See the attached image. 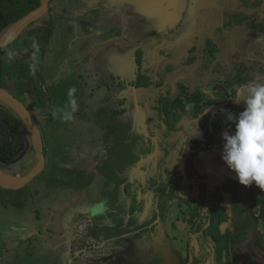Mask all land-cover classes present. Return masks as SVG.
<instances>
[{
  "label": "rangeland",
  "instance_id": "1",
  "mask_svg": "<svg viewBox=\"0 0 264 264\" xmlns=\"http://www.w3.org/2000/svg\"><path fill=\"white\" fill-rule=\"evenodd\" d=\"M9 4L11 6L12 3ZM242 4V0H232L228 8L238 10ZM7 8L4 11L6 14L14 6ZM244 10L256 12L259 20L264 23V9L259 12L250 8ZM43 17L0 54L3 64L17 60L26 64L30 68L29 74L34 76L33 85L38 92L35 95L31 94V79L2 76L0 80L6 90L18 95L33 112L34 108L37 115L43 117L41 130L47 157L45 171L29 187L17 191L1 188L3 195L15 198L14 201L18 202L15 206L18 212L10 210L0 221V247L5 246L2 256H6L13 247L11 237L17 242V249L23 256L20 264H155L157 260L160 264H189L198 253L207 257L206 264H214L213 248L199 237L197 224L188 221L191 217L189 212L201 197V181L185 178L175 182L179 179L180 170L186 171L182 163L189 157V136L186 133L181 135L178 131L174 133L175 140L172 141L155 106H158L159 98L163 95L195 109L199 97L203 100L201 104H206L216 94L226 93L225 86L233 67L228 59L219 57L220 42L223 39L218 29L223 28L226 32H232V29L224 28L222 21L214 20L213 26L206 30L214 43H220L214 52H209V46L204 42L206 49L201 46L192 53L195 40L188 41L185 38L184 43L189 48L179 52L180 57L176 60L162 58V64L157 67L152 63L143 64L142 68H136L135 76L128 85L120 77H114L120 83L110 81L104 86L100 94L103 99L99 100L98 88L90 83V88L94 89L84 90L79 97L64 101L61 97L55 100L51 98L41 77L40 68L47 39L44 29L51 26L48 17ZM259 20L253 17L251 22L255 23V28ZM199 35L204 37L202 32ZM255 42L258 43L257 47L247 55L253 60L264 62V31H259ZM195 54L201 57L193 64L187 63ZM207 55L209 59H205ZM146 59L143 56V63ZM205 63L214 68L216 80L197 94L191 86L200 75V66ZM139 73L141 80H150L149 86L137 87ZM258 83L254 80L252 84ZM239 104L243 107L242 103ZM122 110H131L134 120L130 121ZM211 110L212 107L207 112ZM226 113L235 115L239 111H211L209 124L216 136H222V132L231 123ZM121 125L125 126L123 131L112 133ZM191 129L192 136L202 134L197 127L191 126L187 130ZM155 131L160 134V139L151 145L150 150L144 151L139 146L134 149L136 154L143 155L139 161L138 158L127 162L122 157L121 163H117V148L113 145L116 138L120 135L130 138L132 132L150 136ZM14 142L15 145L22 144L23 151L28 146L27 139L21 135L15 137ZM146 153L150 155L146 157ZM221 153L222 146L192 157L198 175L202 182L207 183L208 190L235 178V174L228 168L216 170L211 164L212 156L218 154L221 158ZM20 157L22 159L18 165L13 163L8 166L10 172L16 173L13 174L15 177L25 176L37 163L31 147ZM58 164L61 168L81 169L82 172L72 173L70 179L67 176L63 181H54L50 177ZM83 182L89 183L83 186ZM191 184L194 185L193 189H190ZM163 185L173 189V192L159 207ZM253 189L254 186H244L242 189L241 200L246 207L248 194ZM261 194L264 195V191ZM231 199L228 196L226 200L229 209H232ZM259 209H252L254 217L259 214ZM5 219L9 225L5 224ZM228 226L235 228L233 223ZM254 227L250 231L251 244L244 245L246 253H249L250 246L254 252L257 248L263 252L260 244L264 231L257 223ZM238 256L243 263H248L245 255L238 253Z\"/></svg>",
  "mask_w": 264,
  "mask_h": 264
},
{
  "label": "crops",
  "instance_id": "2",
  "mask_svg": "<svg viewBox=\"0 0 264 264\" xmlns=\"http://www.w3.org/2000/svg\"><path fill=\"white\" fill-rule=\"evenodd\" d=\"M33 1L30 0V4ZM231 2L49 0V10L43 16L48 17L52 33L44 45L45 53L40 68L42 80L53 100L57 97L64 101L73 100L74 96H80V92L94 89L90 88V83L98 88L97 97L101 100L100 94L110 81L118 84L120 80L116 78L120 77L128 85L133 79L136 68H139L136 61L138 49H145L143 51L147 53L143 64L152 63L157 67L162 64V58L176 60L180 57L179 52L189 48L184 43L185 38L188 41L195 40V48L196 42L200 43L199 33L207 34L206 30L213 26L212 21L218 20L224 24L226 7ZM16 5L18 7L19 3ZM27 7L21 4L18 10ZM43 16L37 22L44 19ZM181 22L184 25L180 30L178 27ZM143 43L147 45L144 48ZM3 201H0V221L10 210L18 212L15 207L18 202L13 203L14 200L9 196ZM4 221L9 225L7 219ZM257 225L264 231L259 215ZM11 240L13 247H10L6 256L0 253V264L21 263L23 256L17 249V242Z\"/></svg>",
  "mask_w": 264,
  "mask_h": 264
},
{
  "label": "flooded vegetation",
  "instance_id": "3",
  "mask_svg": "<svg viewBox=\"0 0 264 264\" xmlns=\"http://www.w3.org/2000/svg\"><path fill=\"white\" fill-rule=\"evenodd\" d=\"M242 1H243L244 4L240 5L238 7V10H236V9L234 10L233 8H228V6L226 7V11H225V14H224V20H223L224 21V28H231L232 29V32H226V31H224L223 28H219L218 29V31L222 32V35L221 36H222V39H223L222 41L223 42H220L221 44L220 43H217V44L214 43L213 38L209 37L207 34H204L203 35L204 37H201V36L198 37L199 40H200V43H197L196 42V47L195 48H192V50H191V52L194 53L201 46H203V43L204 42H207V46H209L208 51L212 53V52H214V49L219 48V44H220L221 45V48H220L219 57L221 59H223V60L224 59H228L229 62L231 63V66L233 67L232 75L229 78V80L232 79L236 74H238L240 72H244L245 73L251 67V65L253 64V63L251 64V62H254L255 64L258 63L257 66H259L260 64H264V62L262 60H253V59L249 58L248 55H247L250 51L254 50L257 47L258 43L255 42V39L258 38L259 31H264V23H263L262 20L261 21L259 20L260 18L257 16V13L256 12L249 13L246 10H244V8H250V9L258 10V12H259V10L263 11V9H264V0H242ZM7 2H8V0H2L0 2V13L6 14V12H4V11L8 10V8H7L8 6L10 8H11V6L12 7L14 6V8H11L9 10V13L12 12L13 10L14 11H17V12L22 11V9L21 10H18L20 8V5L22 4V2H25L26 7L28 6L26 8L28 10V12L31 11V10H33V9H35L36 7H38L40 5L39 4L38 6H36V7L33 8V6L35 5L36 0H34L33 3H31V4H30V0H10L9 3H12L11 6ZM17 2L19 3L18 7L16 5ZM28 4H30V5H28ZM240 8L242 10H239ZM255 16L259 20L258 21L259 25L257 26V28H255V23L254 22H251L252 19H253V17H255ZM35 23H38V22H35ZM183 25H184L183 22H181L180 23V26L178 27V29L181 30V28H183ZM32 26H33V24L30 25L25 31L31 30V27ZM206 33H207V31H206ZM247 40L252 41V42L250 44H246ZM146 46H147L146 43H143L142 44V48H144ZM203 48L206 49L204 46H203ZM143 50H145V49H143ZM143 50L142 49H138L137 50V53H136V55L138 56V51H141V53H142V63H143V56L147 54ZM1 51L3 52V49L0 50V54L2 53ZM137 56H136V61H137ZM199 57H201L200 54L199 55H196L195 54L194 56H192V58L187 63L193 64L194 62H196V59H198ZM209 58H210L209 55H207L205 57V59H209ZM14 61H16V60H13L12 63H14ZM20 64H22V63H20ZM5 65H10V64H5ZM23 65L26 66V64H23ZM142 66H143V64H142ZM199 72H200V75L198 76V78L195 80V82L191 86L193 89L196 90V93L197 94L198 93H201L206 87L210 86V84L213 81L216 80L214 68H210L206 63L203 64L202 66H200ZM1 75L2 76L9 77L7 74H0V76ZM139 75H141V74L139 73L138 76ZM9 78L10 79H16V78H11V77H9ZM229 80H228L227 84L229 83ZM254 80H257L259 82L258 84H264V81H262L259 77L254 78V79L252 78V80L250 82L246 81V83L245 82H242L240 85H237L236 88H235L236 89L235 90V95H236V93L238 92V90L240 88L247 89V87L253 85L252 83H253ZM227 84L225 86L226 90H227ZM0 86L3 87V88L5 87L4 86V83L1 80H0ZM223 94H225V93L220 92V93L216 94V96L214 97V99H216L215 100L216 103L208 104V101H207V103L205 104L206 105L205 106L206 108H205L204 112L199 116V118H197V119L196 118H193L188 123H186V121H184L185 120L184 119L183 121H180V124H177L173 128L172 127L171 128L168 127L167 122L165 121V118H166L165 115H160V113L158 111V115L162 119V122L165 123L166 131L168 130V133H170V136L169 137H170V139L172 141L175 140L174 133L175 132H178V131L181 132V135H182V133H186L189 136V143L191 145V148L188 151V156L189 157L182 163V166H184V169L186 171H181L182 170L181 169L180 172L178 173L179 179H177L175 182L177 183V182L183 181L185 178H187V180H190V181H192V180H200L201 181V183H200V191H201V195L200 196L201 197H200V199H198V201L196 202V205L193 206L192 207V210L189 212L190 215H191V217L189 218L188 221H189V223H196L197 224L196 230L199 233L198 234L199 237H201L202 240L207 241L208 244L211 245V247L213 248V251H214V259H213L214 260V264H218L217 252H216V245H215L214 241L210 237L204 236V232L206 231V229L209 227V224H210L209 219L207 217V214H208V211H209V208H210V203H211L209 201V198L216 191H218V190L223 191V186L226 183L231 182L232 180H236V178L229 179L226 182L222 183L221 185L216 186L214 189L208 190L207 183L202 182L200 176L198 175V170L195 168V165H194V163L192 161V159H193L192 157L194 155L202 152V151H206V152H209L210 151L211 152L214 149L219 148V147H221L223 145V143H215L212 147H206L205 145L196 144V140H202V141L203 140H207L206 137H205V130L202 129L201 126H200V121L201 120H204L205 121V123L207 124L208 130L211 133L214 134L215 139L216 140H219V139H222V136H216L215 132L213 130H211V128H210L209 120H210V117H211V111L213 109H226V110H230V111H233V112H237V111L242 110V108H243L239 103H236L235 102V100H234L235 96L232 98L233 99V103H234V107L236 106L235 108L228 107L227 106L228 101L221 100L220 102H217V98L219 97L218 99H220L221 98L220 95L223 96ZM14 95L20 99V97L18 95H16L15 93H14ZM167 98H169L171 100V98L169 96ZM200 100H202L201 97H199V99H198L197 106L199 104H201V101ZM175 103L178 104L179 106H183V105H181V103H177L176 101H175ZM30 107H32V106L30 105ZM211 107H212V110L207 112V110L209 108H211ZM33 110H34V112L31 110L32 113L33 114L34 113L37 114L36 109L33 108ZM191 110H194V109H191ZM10 112L12 113L11 115H9ZM130 112H131V110L130 111H128V110L125 111L124 110L123 113H126V117L130 121H133L134 120V117L131 116ZM139 113H140V110H139ZM7 116L16 119L15 120L16 125H19L21 122H23L24 126L26 127L24 121L18 116V114L10 106L6 105V103H4L3 101L0 100V129H1V134H2V137L4 139L7 138L8 140L12 141L13 140L12 139V136H10V134L7 132V128H6L7 126H6V123H5V119H6ZM17 117L21 120L20 123H18ZM34 117L36 119V116L35 115H34ZM41 118H43V117H41ZM36 121H37V119H36ZM38 125L41 128L42 127V121H41V124H38ZM232 125L233 124L230 123L228 125V127H227L226 130L231 131L232 130ZM191 126L197 127L199 130H201L202 134L200 136H192L191 135L193 133L192 129L191 130H187ZM26 129H27V127H26ZM26 132H28V134H29V136L31 138V135H30L28 129H27ZM41 132H42V135H43V131L42 130H41ZM125 137H126V139L123 142V145L125 143H128L130 139H131V141L138 139L136 141L137 143L135 141H133V142L136 143L135 146H139V148L141 147L142 150L144 149V151H145V149H147V150L149 149L150 150L152 148L153 144L156 143L157 141H159L160 134L158 135V133L155 131V132H151L150 136H146L144 133L141 134V135H136V134H134L132 132L130 138L127 137V136H125ZM43 138H44V136H43ZM31 141H32V139H31ZM114 142H115V140L113 141V145L117 148V153H116L117 154V160H118L117 163L119 164V163H121L120 160L122 159V157H124V159H126V157H125L126 154L125 155L124 154L118 155V154H120V151L122 149V145L121 146L116 145V144H114ZM32 145H33V143H32ZM135 146H133L132 148H134ZM27 150H28V148H25L24 151L21 150L18 153V157H20L24 152L27 153ZM32 150L34 151V148L33 147H32ZM44 151H45V143H44ZM149 155H150L149 153H146L145 154L146 157H148ZM35 156H36V154H35ZM21 159L22 158L20 157L18 160H16L14 162V164H17L18 165V163L21 161ZM46 160H47V157H46ZM139 160H140V157H139L138 161ZM46 166H47V163H46ZM175 166H176V164H175ZM4 167H5V165H2L0 163V168L2 170H4ZM227 168L228 167H227V165H225V163H221V167H220L221 170H226ZM45 169H46V167H45ZM45 169H44V171H45ZM79 171H82V170L79 169ZM43 172L41 174H43ZM12 174H16V173H12ZM39 176L36 177L33 181H36L39 178ZM33 181H32V183H33ZM32 183H29L25 187H29ZM87 184H84V182H83V186H85ZM163 187H167V186H164L163 185ZM243 187H242V189H243ZM1 188L2 187L0 186V201H3V200L5 201L7 199V196H5V195L2 194V190L3 189H1ZM193 188H194V185L191 184L190 185V189H193ZM242 189L240 191V204H241L242 208L244 209L243 211L244 212H249L250 215L253 218L256 219V223H257L258 215H259V217L261 219V207L259 205H253V204H251L249 202V200H248V197L252 193H255L256 192V193H260L261 194V192H263V191L254 188L253 190H251V192H249L248 197H247V203H248V206L247 207L250 208V210H249L243 204V202L241 200ZM19 190H21V189H19ZM224 195H225V200H224V203H223L222 206L226 207V212H227V214H228V216L230 218H229L228 221H224V222L221 223L220 230H221L222 233H225L227 230H230V231L234 232V231H236V225H235L234 218H235V216L240 215V213H236V211L233 210V204H234V197H233V195L230 194V193H228V192H225V191H224ZM228 196H231V198H232L231 199L232 200V203H231L232 209H229L228 205L226 204V200H227ZM10 199H12V198H10ZM13 200H16V199L13 198ZM12 202L15 203V201H12ZM163 203H164V200L162 202V205H163ZM158 206L159 207H162V206L159 205V200H158ZM256 207L257 208L260 207V209H259V214H256L257 216L255 215V217H254V213H253L254 210H252V209L253 208H256ZM204 210H205V212H203ZM231 223H233V225H235V228L233 226H228ZM252 228H255V227L253 226ZM251 229H249L248 238L247 239L241 238V243H238V245L236 246V249L237 248H241V251H240V249L236 251L237 258L239 259L238 253H241V254H243V255L246 256V262H248L247 264H252V262H253V264H255V263L256 264L264 263L263 237H262V242L260 244L261 245V248L263 249V252H262V250H260L258 248L254 252L252 250L251 246L248 249L249 250V253H246L245 252V250L247 248H245L244 245L245 244L246 245L247 244H251V234H250ZM243 251H244V253H242ZM198 259L200 260L198 264H206L207 263V260H208L207 257H203L202 254L198 253V255L194 258V260L191 263H189V264H194V262L196 260H198ZM239 261L242 264H246L245 262L243 263L240 259H239Z\"/></svg>",
  "mask_w": 264,
  "mask_h": 264
},
{
  "label": "trees",
  "instance_id": "4",
  "mask_svg": "<svg viewBox=\"0 0 264 264\" xmlns=\"http://www.w3.org/2000/svg\"><path fill=\"white\" fill-rule=\"evenodd\" d=\"M40 4V0H36L35 5L36 7ZM28 13V10L26 8L22 9V11H15L10 12L8 14L0 13V34H2L9 26L17 22L19 19H21L25 14ZM235 25V24H234ZM253 28V27H252ZM255 29V28H254ZM45 36L47 37L46 43L51 36L52 28L44 29ZM252 41L247 40L246 44H250ZM245 44V45H246ZM2 50V49H1ZM137 63L142 68V53L141 51H138L137 56ZM253 63V64H252ZM251 67L244 73L240 72L236 74L232 79L229 80V83L227 84V90L226 93L220 95V99L217 98V102H220L221 100L228 101L227 106L228 107H234L233 103V97L235 96V88L237 85H240L242 82L248 81L250 82L252 78L259 77L262 81H264V64H260L257 66L258 63L251 62ZM29 67L23 64H20L17 60L14 61V63L10 65H5L0 61V74H7L11 78H17L20 80L25 79H31L30 85H31V94L35 95L37 94V87L33 85V79L34 76H31L29 74ZM139 79V80H138ZM138 81L136 82L137 87H143V86H149L150 80L145 79L141 80L140 75L138 76ZM24 90V89H23ZM216 99H208V104L216 103ZM202 101V100H200ZM205 104H199L196 106L194 110H188L186 106H179L175 103V101H171L167 97L161 96L158 101V106L156 108L158 109L160 115H165V121L167 122V125L169 128H173L177 124H180V121H186L188 123L193 118H199V116L204 112L205 110ZM29 108V107H28ZM124 111V110H122ZM12 113L10 112L9 115ZM36 116L38 124H41L42 118L34 113ZM14 118H11L9 116L6 117L5 123L7 132L12 136V141L8 140L7 138L4 139L1 134L0 129V163L2 165H5L4 171L7 173L12 174L8 170V166L12 163H14L16 160L19 159L18 153L24 148L22 144L15 145L14 139L16 136L21 135L22 137L27 139L28 146H25V148H32V144H29V141L31 140L26 127L24 126L23 122L17 117L19 125H16ZM22 124V125H21ZM200 126L202 129L205 130V137L207 140H196V144L199 145H205L206 147H212L215 143H223L222 139L216 140L213 133H211L208 128L207 124L204 120L200 121ZM123 125L117 126L112 133L119 134L120 131L124 130ZM126 129V128H125ZM234 129V124L232 125V130ZM126 137L119 136L116 138L115 142L116 145L121 146L122 149L120 151V154H126L125 157L127 159V162L136 160L140 157L139 154H136L137 152L134 151L136 148V140H129L128 143H125L123 145V142L125 141ZM135 141V142H133ZM133 145H132V144ZM135 146L134 148H132ZM46 153V150L44 151ZM131 153V155H130ZM118 162V160H117ZM120 164V163H119ZM103 165V164H102ZM123 166V164L121 165ZM3 168V167H2ZM102 172V168L100 169ZM81 173L82 171H79V169H70V168H61V166L58 164V167L56 166V169L54 173L51 175L50 178L52 180L56 181H63L64 178L68 176L70 179V176H72V173ZM89 183V182H88ZM52 186V185H50ZM243 185L239 184L238 180H232L231 182L226 183L223 186V191H216L212 196L209 198L210 208L207 214V217L209 219V227L204 232V236L210 237L215 245H216V252H217V260L218 264H242L236 255V246L238 243H241V238L247 239L249 234V229H251L256 224V219L253 218L249 212H244L241 204H240V191L242 189ZM254 188L259 189L254 186ZM162 189V190H161ZM160 190L162 191V194L159 196V205L162 206V202L165 197L170 196L173 192V189H168L167 187H163ZM260 190V189H259ZM224 191L228 192L233 195L234 197V204H233V210L236 211V213H240V215L235 216L234 221L236 225V231L232 232L230 230H227L225 233H222L220 230V225L224 221L229 220V216L226 212V207L222 206L225 200ZM264 191V190H262ZM248 200L253 205H259L261 207V219L264 224V195L260 193H252ZM200 206V205H199ZM142 229V228H141ZM242 245V244H241ZM263 245H264V236H263ZM3 249V248H2ZM2 249H0V253L2 255ZM225 259V260H224ZM199 259L194 262V264L199 263ZM155 264H160V261L157 260L154 262ZM264 264V263H259Z\"/></svg>",
  "mask_w": 264,
  "mask_h": 264
},
{
  "label": "clouds",
  "instance_id": "5",
  "mask_svg": "<svg viewBox=\"0 0 264 264\" xmlns=\"http://www.w3.org/2000/svg\"><path fill=\"white\" fill-rule=\"evenodd\" d=\"M234 100L243 108L235 115L226 113L234 129L222 132L221 159L239 184L264 190V84L238 91Z\"/></svg>",
  "mask_w": 264,
  "mask_h": 264
},
{
  "label": "water",
  "instance_id": "6",
  "mask_svg": "<svg viewBox=\"0 0 264 264\" xmlns=\"http://www.w3.org/2000/svg\"><path fill=\"white\" fill-rule=\"evenodd\" d=\"M48 10L49 0H40V5L38 7L29 11L21 19L9 26L2 34H0V50L4 49L17 40L30 25L37 22V20L47 13ZM0 100L6 103V105L10 106L24 121L31 135L33 148L36 154V165L23 177H15L13 174L7 173L0 168V186L5 189L19 190L31 183L44 171L46 167L44 138L34 114L28 108V106L22 102V100L1 86ZM212 157L214 158L210 160L211 164H213L216 170H219L221 163H224V161H220L221 158L218 154L213 155ZM7 177L17 178L18 180L11 182L7 180Z\"/></svg>",
  "mask_w": 264,
  "mask_h": 264
},
{
  "label": "bare ground",
  "instance_id": "7",
  "mask_svg": "<svg viewBox=\"0 0 264 264\" xmlns=\"http://www.w3.org/2000/svg\"><path fill=\"white\" fill-rule=\"evenodd\" d=\"M209 170V169H208ZM7 180L11 181V182H14V181H17L18 179L17 178H12V177H7Z\"/></svg>",
  "mask_w": 264,
  "mask_h": 264
}]
</instances>
